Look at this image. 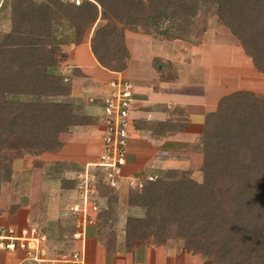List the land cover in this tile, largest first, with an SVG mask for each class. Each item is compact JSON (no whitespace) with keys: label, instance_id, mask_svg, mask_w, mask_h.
<instances>
[{"label":"trees","instance_id":"obj_1","mask_svg":"<svg viewBox=\"0 0 264 264\" xmlns=\"http://www.w3.org/2000/svg\"><path fill=\"white\" fill-rule=\"evenodd\" d=\"M46 1L36 5L11 0L12 31L0 38V148L9 134L27 138L38 154L54 152L65 144L61 134L88 124V118L68 104L13 99L70 93L61 76L48 72V66L56 64L60 44L49 45L55 41L57 17L74 27L76 45L101 21L91 37V51L104 69L122 73L130 54L120 27L159 41L200 45L207 31L201 13L207 9L264 74V0ZM187 126L185 121H170L150 130L164 137ZM201 145L202 183L190 178L191 172L167 170L131 196L130 204L146 214L127 219V252L136 251L153 232L158 247L181 240L188 254L199 255L207 264H264V97L238 91L222 98L207 117ZM113 191L102 190L108 206L92 229L102 231L112 221L117 198ZM116 239L112 229L106 242L109 254L116 253Z\"/></svg>","mask_w":264,"mask_h":264},{"label":"crops","instance_id":"obj_2","mask_svg":"<svg viewBox=\"0 0 264 264\" xmlns=\"http://www.w3.org/2000/svg\"><path fill=\"white\" fill-rule=\"evenodd\" d=\"M139 34L141 33L125 32L130 58L127 69L122 73L108 71L97 62L90 45L93 34L81 45L71 46L60 53V56L66 53L67 58H59V72L67 80H69L68 75L72 77L70 80L74 85L71 103L79 102V98H85L87 103L81 109L82 111L87 109L85 113L90 121L85 126H76L70 129L69 140L59 154L62 168H72L78 166L77 164L94 162L100 153L103 114L101 108L106 92L97 91L98 89L92 87V82L103 81L108 90L109 80L127 76L134 82L135 90L137 89L132 114L134 126L127 157V175L147 181L150 178L158 177L163 171L179 170L191 172L198 177L202 166V151L192 161L191 157L186 159L192 154L190 147H193L194 142L201 144L202 131L208 115L216 111L222 98L235 91L231 92L226 89L231 87L228 86L227 78H223L225 76L217 77L218 75H216L214 61L217 60L211 58L214 51L210 50L212 45H208L206 42L207 33L200 45H190L183 41H159L146 35L152 51L147 54L144 67L140 65L142 70L138 72V69L137 73L132 72L131 74L132 64L137 62L129 44V38L132 35L139 36ZM184 46L191 47L186 50L188 54L185 57L182 51ZM214 55L216 58L215 52ZM87 58L88 62L86 63ZM200 61L206 63L207 66L201 64ZM158 62H160V70H157ZM136 67L139 68V64ZM210 67L215 70L214 74ZM205 70L208 71L205 72ZM216 88H225L223 89L225 92L219 95ZM91 100L96 101L90 105ZM94 118L99 123L97 127L91 123L94 122L92 121ZM170 121L173 123L185 121L188 126L183 131L164 137L157 136L150 130L155 124L160 125ZM99 132L101 138L97 137ZM181 134L193 136L194 141L191 140L190 144L188 141L190 137L187 141H177V137ZM67 210L66 205L62 206L58 212V220H56L60 222L57 224L60 234L58 233L59 235L56 237L63 241L72 240V232L67 229L66 221L73 222L74 217ZM0 224L5 223L0 222ZM36 224L39 225V223ZM72 225L74 227V223ZM70 227H72L71 223ZM42 229L45 231V228L42 227ZM92 231L94 230L91 228L86 240V250L89 253L88 243L94 235ZM76 245L74 244V246ZM177 246L174 241H169L162 247L140 246L133 253L118 251L114 256L106 254L102 256V247L101 250L96 247L93 252L96 258L93 262L99 264H207L199 255L188 254L183 247Z\"/></svg>","mask_w":264,"mask_h":264},{"label":"rangeland","instance_id":"obj_3","mask_svg":"<svg viewBox=\"0 0 264 264\" xmlns=\"http://www.w3.org/2000/svg\"><path fill=\"white\" fill-rule=\"evenodd\" d=\"M31 1L36 5L47 2L46 0ZM61 1L63 3L70 2V0ZM203 10L204 11L201 13V18L206 22L207 27V35L205 38L206 42H208V45H212L210 50L214 51L216 54L215 58L213 52L211 54V58H214L213 60H217L216 62L214 61L215 69L217 70L216 75H218L217 77L225 76L223 78H227L228 86L231 87L230 89L229 87L226 88L228 91H251L259 97H264V74L259 73L254 68L252 60L247 57L242 50L239 40L235 38L226 27L219 23V19L214 14V12H210V10L207 9ZM54 23L53 33L55 41L49 45L55 46L57 45V42L60 44L58 47V53H56V64L48 66V72L52 75L61 76L65 87L70 88V93L68 95L54 96L49 98L19 95L13 96V99L16 101L20 100L25 102L35 101L38 99L45 102L47 101L52 103L68 104L72 107L76 114L88 118L89 124V117L85 113L87 112V109L83 111L81 109L85 107V104L87 103L85 98L82 97L78 99V101L81 102V106L79 105V102L71 103V101H73V99H71L72 88L74 87L70 80L72 77L68 75L69 80H67L62 74H60V70L58 69L59 58H67L66 53H64L62 56H60V53L65 51V49L76 45L75 29L74 27L70 26L71 24L68 23L66 19L61 17H57ZM101 24L102 22L100 21L93 28L89 29L86 32L83 42L89 40L90 36L94 33L95 28L99 27ZM12 27L13 21L11 0H0V38L4 34H9L12 31ZM120 30H122L124 34L125 32H130L129 30H124L121 27ZM146 37L147 36L144 34H139V36L132 35L129 38V44L135 54L137 62L132 64L131 74L132 72L137 73L138 69V72L142 70V67L145 65V58H147V54L152 51L150 41L148 42V37ZM126 46L128 48L127 40ZM182 48L185 57L188 54V51L186 50H189L191 47L184 46ZM155 49L157 48L155 47ZM87 62L88 58L86 59V63ZM200 63L207 66V64H204L203 61H200ZM138 64L139 68L136 67ZM210 68L211 70L213 69V67ZM206 71L208 70H205V72ZM214 73L215 70H212V74ZM124 78L130 80L127 78V76ZM132 83L134 85V82ZM92 85L93 88L96 90L98 89L97 91L103 93L107 92L103 81H99L98 83L97 81H94L92 82ZM223 89L225 88H216V91L220 95L225 92ZM136 91L137 89L135 90V93ZM94 101H90V105H92ZM92 121H94L91 122L93 125L96 127L99 126L96 118L92 119ZM68 133H70V130ZM68 133L60 135L61 141H64L65 144L69 140ZM100 136L101 133L99 132L97 137L101 138ZM188 137H190L189 140ZM192 137L193 136L188 134H181L179 137H177V141L188 140L191 144V140L194 141V137ZM3 139L5 144L0 148V222L7 225H25L30 227L36 226V223H39L40 227L45 228V231L43 229L45 235L43 246L48 252V258L53 259L56 257V254H59L62 250H64L63 248L65 245L73 246L75 244L72 240L63 241L56 237L60 234L59 229L57 228V224H60V222L56 220H58V212L62 206L66 205L68 208L71 206L75 197V192H73L75 188V181L72 180V178H74L82 170L86 163H82L81 165L77 164L78 166L72 168H62L63 165L61 163V159L59 160V154L64 146L60 150L54 152L38 154L36 151L31 150L29 140L23 136L15 137L6 134ZM190 149L192 154L186 157V159H190L191 157L193 161L202 151L200 142H194L193 147L191 146ZM164 172L165 171H163L160 175L158 174L159 177H163ZM184 173L185 172H182V174ZM189 177L198 183H202L204 180V175L201 172H199L198 177L194 176L192 173H190ZM113 190V192L117 193V198L114 201V212L112 215L113 219H111L112 221H109L107 225L103 227L102 231H98V228L95 230L92 229L94 230L92 231L94 235L88 243L90 253L86 252V254L88 261L92 264H99L93 262L96 258L93 253L96 247L99 248V250H101L102 247V256L105 254L107 256H114L118 251L128 253L125 248L127 219L130 217H143L146 214L144 208L132 206L130 204L131 196L136 193V191L133 192L134 190L132 191L126 185L120 190ZM98 197L99 203L102 206L101 208H107L108 196H102L100 193ZM72 221L73 222L70 220L66 221L67 229H70L71 232L74 228L72 224L74 223L75 219ZM70 223L72 227L69 228ZM110 228L111 230L114 229L117 234V246L115 247V254H109L106 248V242L109 232L111 231ZM170 241H174L175 245H178L177 247H183L184 249V245L181 240ZM141 246L152 248L158 247L156 245V239L153 232L147 233L145 241ZM20 254L21 253L19 252L15 254L0 253V264H18L21 258Z\"/></svg>","mask_w":264,"mask_h":264},{"label":"built area","instance_id":"obj_4","mask_svg":"<svg viewBox=\"0 0 264 264\" xmlns=\"http://www.w3.org/2000/svg\"><path fill=\"white\" fill-rule=\"evenodd\" d=\"M81 1L70 0L76 5ZM102 102L100 153L96 161L85 164L72 178L76 184L75 197L67 212L75 219L71 239L77 245H65L64 250L51 259L43 246L45 236L40 225L15 227L0 224V253H21L18 264H92L87 259L85 241L89 230L97 226L98 215L105 209L101 208L98 195L103 189L120 190L125 185L132 191L144 188L145 181L126 172L136 102L131 80L122 76L109 80Z\"/></svg>","mask_w":264,"mask_h":264}]
</instances>
